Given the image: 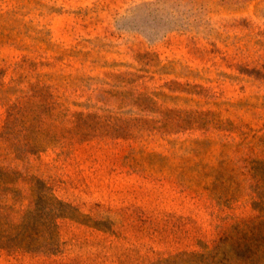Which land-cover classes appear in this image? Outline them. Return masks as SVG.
<instances>
[{
  "label": "rangeland",
  "instance_id": "obj_1",
  "mask_svg": "<svg viewBox=\"0 0 264 264\" xmlns=\"http://www.w3.org/2000/svg\"><path fill=\"white\" fill-rule=\"evenodd\" d=\"M0 167L67 204L0 264H264V0H0Z\"/></svg>",
  "mask_w": 264,
  "mask_h": 264
},
{
  "label": "trees",
  "instance_id": "obj_2",
  "mask_svg": "<svg viewBox=\"0 0 264 264\" xmlns=\"http://www.w3.org/2000/svg\"><path fill=\"white\" fill-rule=\"evenodd\" d=\"M10 123V122H9ZM19 179L18 173L0 167V191L7 192L6 187ZM65 204L53 193L51 187L43 180L36 179L33 187L32 205L25 211L18 223H11L2 213L3 207L0 202V251L8 253H47L56 254L60 251V236L58 220L67 216ZM241 247H237L235 252ZM244 248L252 255L264 253V245L246 243ZM217 264H229L227 252ZM195 257L201 263L214 257V252L197 254Z\"/></svg>",
  "mask_w": 264,
  "mask_h": 264
}]
</instances>
